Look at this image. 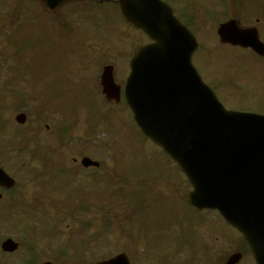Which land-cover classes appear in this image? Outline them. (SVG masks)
Masks as SVG:
<instances>
[{"label": "rangeland", "instance_id": "1", "mask_svg": "<svg viewBox=\"0 0 264 264\" xmlns=\"http://www.w3.org/2000/svg\"><path fill=\"white\" fill-rule=\"evenodd\" d=\"M229 2L230 0H216L217 10L215 5L210 8L207 6L206 9L209 8L207 9L208 15L201 10V13H204V28L210 30L207 35L210 37L203 45L207 55L201 52L199 56L208 57L206 59L208 70L212 74H220L215 75L218 80H223V82L232 80L236 86L241 88L235 89L241 96L231 98L230 95L234 96L233 94L218 86V93L223 100L220 99V101L227 108L264 112V62L256 59L247 51L219 45L217 40L213 39L215 37L213 27L216 28L219 23L227 20L228 16L233 15L234 12L241 14L240 22L243 25H249L254 21V17L249 18L251 14L243 11L240 4L234 11ZM256 4L264 7V0H253V7ZM245 5L252 6V3L245 2ZM176 6H185L184 0H178ZM190 6L196 7V2L194 1V4ZM8 10L6 3H3L0 7L1 14H5ZM35 14H37L36 10ZM117 16V12L111 7L104 15L107 19L104 21H86L82 16L75 15L69 19L66 28L60 29L59 32L47 19L40 18L39 22L42 25L37 27L38 34H29L24 37L25 42H19L14 47L10 45L2 47L3 42L0 40V52L3 54V57L0 54V97H5L2 106L9 105L11 107L12 102L15 104L17 99L8 97L12 94L27 95L24 98L25 105H19L17 111L12 108L2 111L0 109V124L8 125L5 131V133L8 132L7 136L10 138L12 132L14 130L16 132L10 145L16 147L24 142L31 145L32 142L27 138L26 129L34 127V118L39 116L45 122L38 127L41 133H35V135L42 143L54 146L60 143L58 145L60 159L65 160L68 157L67 160L70 164L72 158L81 156L79 153L90 158L100 156L105 167V173L100 177L108 178V182H110V186L107 183L105 188L101 179L83 180L84 175L89 174L88 172L79 173L81 176L74 181L77 192H79V186H82L83 192L87 191L89 197L98 201L105 199V202L98 206V210L89 207L88 210H73L72 213L67 212V214H63L61 210L55 214L50 208L40 210L42 211L40 214L37 210L28 212L31 221L27 217L23 226L24 228L29 225L33 227L25 229V232L33 231V236L30 238L35 241L33 246L36 248L31 253L25 250V261H28V264H39L46 260L52 261L54 264H93L96 260L102 259V256L107 258L112 254L124 252L130 258L131 264H214L218 253L216 254L206 247L199 231L202 227L201 222L205 220L210 226L220 225L221 230L228 237L231 235V230L218 220L214 212H197L176 201L173 194L175 196L179 194V189L172 192L170 188H167L166 191V182L169 185L179 186L182 183V195L186 191L188 192L191 187L188 182H186L187 184L184 182L179 169L161 153L159 148L143 138L137 131L129 113L123 111L126 106L123 104H121L123 106H106L100 100L96 90L90 91L94 95L90 97L95 99L96 104L93 100L83 98L86 96L84 90H79L76 93L81 96L83 103H78L77 99L71 100L75 96L71 89L83 85L88 87L89 83L93 87L95 82H98L102 65L107 62L114 64L117 79H122L125 76L128 61L137 46L139 36L134 33L125 34L122 52L119 53L116 33H105V30L107 32L114 27L111 22L118 23ZM260 26H263V21ZM5 29L6 33L11 30L8 25ZM32 30L35 31V27ZM6 33L4 34L6 35ZM260 38L264 41V34H261ZM4 55L5 61H3ZM7 66L14 69L15 73L29 72L30 74L25 75L21 82L16 83L14 89L13 87L8 89L6 81L10 74L7 71ZM91 79L93 80L91 81ZM64 85L67 87V92L71 90L67 93V97L63 100L58 98L56 101H51L50 99H55L58 93L66 95V91L62 89ZM42 104L46 107L44 115L39 111ZM68 105L72 126L67 129V134L60 131V136L55 137L57 128L67 126L70 122L68 120ZM55 107L61 108L64 112L60 110L55 112L56 114L53 113ZM82 107L86 108L88 113H91L93 108L98 109L99 117L94 120ZM102 107H105L104 111ZM18 111L27 115L28 124L26 127H19L15 123L14 116ZM45 123H48L51 128L46 130ZM90 128H92V132H89ZM2 142L4 139L0 138V143ZM90 142L93 143L92 150L88 148L87 151L85 146ZM63 144L70 149V154L67 148L62 147ZM97 146L101 148L94 149ZM23 158L26 157L23 156ZM68 165L66 166L68 167ZM6 169L10 173H15L16 176H21L12 169V166L6 167ZM124 182L129 183V187L132 188L145 186L159 188L158 193L164 199L163 202H167L166 206H170L169 210L163 209L165 206L163 203L160 206L157 202H153L149 205V210H144L141 213L139 226V222L136 226L134 221L122 222L124 212L123 210L119 211L114 202L122 203L121 189L116 186V183ZM55 186L57 184H54L53 187ZM65 186H69V184ZM62 190L69 192V188L64 189L63 187ZM56 200L67 206L70 204L76 206L77 204L81 205V201H85V196H75L72 193L71 200L67 202L65 194L60 193V196H56ZM92 200L89 199L90 202ZM0 205H2V201H0ZM5 215H9L12 219L6 223L1 221L4 225L0 228V239L6 234L13 238L17 237L27 244L26 236L22 234L15 222L19 218L18 213L14 210L11 212L3 210L1 217L5 219ZM38 215L40 216L38 217ZM20 219L24 220L22 217ZM124 220H127V217ZM82 223L89 228L81 227ZM203 226L206 239L219 250L220 254L229 248L225 238L219 236V239L215 240L211 236L212 230L205 228L207 225ZM30 233L27 235L30 236ZM149 233H156L157 240L148 241ZM88 234L94 236L92 240H89ZM98 234L100 239L96 240ZM102 235H105L104 240L101 239ZM128 239L133 243L128 242ZM182 246H187L189 249L183 248V256L180 253L177 255L172 253L175 248ZM202 248H204L203 251ZM21 249H23V243H21ZM44 250H46L45 253H43ZM62 251L66 252L64 257L52 260V256L56 257ZM189 251L192 257H189ZM37 253H43V256L39 257ZM205 253L207 261L203 260ZM20 257L21 253L19 257L14 256L13 262L20 261L22 259ZM192 258L195 259L194 262H192ZM186 260H190V262ZM4 261L6 259L0 255V264H4ZM239 264L253 263L243 260Z\"/></svg>", "mask_w": 264, "mask_h": 264}, {"label": "water", "instance_id": "2", "mask_svg": "<svg viewBox=\"0 0 264 264\" xmlns=\"http://www.w3.org/2000/svg\"><path fill=\"white\" fill-rule=\"evenodd\" d=\"M66 1L48 0L46 6ZM122 7L127 19L155 40L132 58L125 85L137 125L187 176L193 186L189 204L217 209L247 238L257 264H264L258 244H264V115L229 111L219 103L191 65L194 38L162 2L124 0ZM238 30L234 21L222 24L220 41L264 54L254 30ZM101 82L107 98L117 101L111 67L104 69ZM82 163L97 165L86 158ZM255 232L258 243L250 237ZM2 248L13 250L15 244L7 240ZM96 264L129 263L120 254Z\"/></svg>", "mask_w": 264, "mask_h": 264}, {"label": "flooded vegetation", "instance_id": "3", "mask_svg": "<svg viewBox=\"0 0 264 264\" xmlns=\"http://www.w3.org/2000/svg\"><path fill=\"white\" fill-rule=\"evenodd\" d=\"M35 1H38L40 3V0H35ZM88 2L91 3V4H94L96 6H103L105 4H111L113 6H117L118 7L117 0H89ZM174 12H175L177 18L185 26L190 28L194 33H195L194 30L198 31V29H199L198 22H197L196 16L193 13L189 14L185 10H180V12L177 13V11L175 9H174ZM52 19H53V22L56 21L55 20V15L52 16ZM259 21H260V19H256L255 20L256 23H258ZM190 26L192 28H194V30ZM122 33H123V30L121 29L119 31V34H122ZM193 60H194L195 66L199 68L200 72L209 77L210 76L209 72L205 68L204 62H203V58L199 56V51L198 50L195 52ZM5 128H6V126H5ZM5 128L0 127V129H5ZM9 160H10V153L7 150H0V162L2 161V162L7 163ZM29 178L32 181H37V180H41V179H49L50 176L49 175H36V176H31ZM30 181H28V182H30ZM29 189H32V187L27 185V184H24L22 186V190L24 192L29 190ZM0 192H2L3 195L5 193V191L2 190V189H0ZM12 196H13V193L7 195L6 199L7 200H11ZM230 239L231 240H230V244H229V249L224 253V256L222 257V262L224 263L231 255L239 253L241 255L240 262L243 261V260H247V261H249V262L251 261L253 263V257H252V254H251V250H250V248H249L247 243L244 244L241 241L240 234L237 231L233 230ZM8 254H9L8 262L10 260L11 264H13L14 256H18V257L20 256V253H19L18 250H16L15 252H12V253H8ZM224 257H226V258H224Z\"/></svg>", "mask_w": 264, "mask_h": 264}]
</instances>
